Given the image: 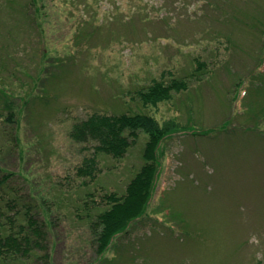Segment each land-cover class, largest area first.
<instances>
[{
	"label": "rangeland",
	"instance_id": "rangeland-1",
	"mask_svg": "<svg viewBox=\"0 0 264 264\" xmlns=\"http://www.w3.org/2000/svg\"><path fill=\"white\" fill-rule=\"evenodd\" d=\"M29 1L0 0V231L29 232L30 215L47 248L0 264L95 262L76 209L124 193L147 137L78 176L92 143L70 133L93 113L182 127L160 143L146 215L94 264H264V0H39L34 24ZM175 79L186 89L143 105Z\"/></svg>",
	"mask_w": 264,
	"mask_h": 264
},
{
	"label": "trees",
	"instance_id": "trees-1",
	"mask_svg": "<svg viewBox=\"0 0 264 264\" xmlns=\"http://www.w3.org/2000/svg\"><path fill=\"white\" fill-rule=\"evenodd\" d=\"M39 0H30L22 10L23 16L28 15L32 24L40 16ZM42 3V2H41ZM204 65L199 63L196 71H202ZM187 84L181 80H173L164 84L154 81L145 91L139 92L143 105L156 106L160 102L171 99V91L186 89ZM13 112L8 113L7 121H12ZM175 120L165 124L159 123L154 117L143 113L105 115L93 113L85 120L76 123L70 137L78 143H92V154L83 160L76 174L93 179L97 169V154H105L115 159L122 158L134 143L137 133L143 132L146 137L142 153L144 164L126 186L123 194L111 193L103 196L106 207L95 210L94 200H84L76 209V216L86 218L92 234L97 258L101 257L120 236L126 234L131 225L140 222L146 215L148 201L152 196L154 178L158 168V152L163 138L181 130ZM0 180V184H1ZM91 195V194H89ZM99 207L97 206V209ZM29 232L19 229L16 233L2 235L0 231V258L2 255L14 254L29 256L34 249H44L41 245L45 233L38 222L30 215L25 221ZM21 228V226H20ZM36 237L37 240H32ZM96 258L95 262L98 260ZM93 262L92 264H94Z\"/></svg>",
	"mask_w": 264,
	"mask_h": 264
}]
</instances>
